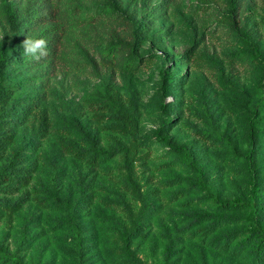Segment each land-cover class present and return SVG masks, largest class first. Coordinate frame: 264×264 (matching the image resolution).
I'll use <instances>...</instances> for the list:
<instances>
[{
  "label": "rangeland",
  "instance_id": "rangeland-1",
  "mask_svg": "<svg viewBox=\"0 0 264 264\" xmlns=\"http://www.w3.org/2000/svg\"><path fill=\"white\" fill-rule=\"evenodd\" d=\"M1 49L0 264H264V0H0Z\"/></svg>",
  "mask_w": 264,
  "mask_h": 264
},
{
  "label": "trees",
  "instance_id": "trees-1",
  "mask_svg": "<svg viewBox=\"0 0 264 264\" xmlns=\"http://www.w3.org/2000/svg\"><path fill=\"white\" fill-rule=\"evenodd\" d=\"M32 12L28 13L29 16H25L26 13L22 16L21 14L19 15L8 3H6L5 5V18L6 21L9 25V29L11 32V35L13 37V43L17 44V43H21L23 42L27 37H31L30 31H32L34 28L36 27H49L48 31L53 32L54 29L56 28V25H54L53 23H51V18H48L47 16H51L53 15L52 12L50 13L49 11L46 10L44 5H36L35 6V10L36 12L33 13ZM31 11V10H30ZM47 11V12H46ZM141 29V23L138 21L134 22V30L137 32ZM46 35V34H44ZM37 38L39 39L40 37L37 36ZM245 40L247 41V43L249 44V46L253 49V52L255 54H257V49L254 45L253 40L249 37V36H245ZM57 43H58V39L57 36L54 35L48 42V52L49 55L42 59L39 62H35L32 59L30 60L31 62H35V63H45V62H51L54 58L55 52H56V48H57ZM122 52V49L118 46L117 48H114L112 50H110V52L108 54H104L103 55V59L108 63V64H112L113 59H115V55L117 53ZM115 53V54H114ZM114 54V55H113ZM113 55V57H112ZM18 58L16 56V54L12 53L9 56L5 55V52L3 49L0 50V71L3 69V67L7 66V65H13L15 63H17ZM115 61V60H114ZM188 153V152H186ZM1 181V178H0ZM133 183V182H132ZM2 199L0 198V201ZM215 201V206L218 209L221 208H240V207H250L252 213L254 214V216H257L258 213V208L256 203H254L253 201H243V200H232V201H221L217 198L214 199ZM149 203L146 201V205H148ZM254 228L255 231L257 232L258 236H261L264 239V229L260 226V224L258 223V221L256 220L254 222ZM134 257V256H132ZM135 260L140 263L139 260H137V258H135ZM22 264V263H19Z\"/></svg>",
  "mask_w": 264,
  "mask_h": 264
},
{
  "label": "clouds",
  "instance_id": "clouds-1",
  "mask_svg": "<svg viewBox=\"0 0 264 264\" xmlns=\"http://www.w3.org/2000/svg\"><path fill=\"white\" fill-rule=\"evenodd\" d=\"M21 47L24 49L23 55L30 57L35 62H39L49 55L48 41L43 38L33 39L27 37L22 42Z\"/></svg>",
  "mask_w": 264,
  "mask_h": 264
}]
</instances>
